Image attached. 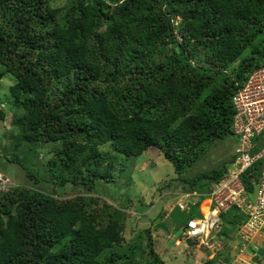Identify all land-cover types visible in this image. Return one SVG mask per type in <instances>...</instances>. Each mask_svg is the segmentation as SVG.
<instances>
[{"label": "trees", "instance_id": "trees-1", "mask_svg": "<svg viewBox=\"0 0 264 264\" xmlns=\"http://www.w3.org/2000/svg\"><path fill=\"white\" fill-rule=\"evenodd\" d=\"M0 63L15 78L0 123L12 109L2 142L17 152L4 156L32 180L0 192V264H118V248L104 251L122 242L125 212L91 195L97 178L114 181L119 155L156 149L179 174L170 213H188L177 202L199 192L188 214L201 215L237 156L232 96L264 66V0H0ZM227 136L226 160L181 176ZM46 144L55 145L42 161ZM260 171L256 161L241 176L251 193ZM68 183L79 191L62 197ZM243 220L231 207L218 236ZM185 224L182 238L196 241L183 237ZM150 251L144 264H167Z\"/></svg>", "mask_w": 264, "mask_h": 264}, {"label": "rangeland", "instance_id": "rangeland-1", "mask_svg": "<svg viewBox=\"0 0 264 264\" xmlns=\"http://www.w3.org/2000/svg\"><path fill=\"white\" fill-rule=\"evenodd\" d=\"M64 1L50 0L52 5H59L64 3ZM179 21V16L174 17L175 24ZM4 71L5 67L0 63V105L2 106L4 102L5 105L2 107L9 108L11 101L9 87L15 82V78L10 72L4 73ZM12 114V109L7 110L4 122L0 123L1 142L4 140L3 130L12 128ZM17 127L14 129L15 131H17ZM257 140V148H264V133ZM4 143L3 141V146L0 143V172L5 174L15 185L25 184L31 186L32 180L25 175L21 167L7 160L4 156L5 154L9 157L12 155L11 153L17 152L8 142H6L7 144ZM54 145L46 144L41 149L42 152H40L39 158L42 161L46 159L48 154L53 153L49 152V150ZM234 146V136H227L223 140H218L217 143L214 142V144L206 148L205 153L197 159L194 166L188 171L182 172L181 176H192L193 174L203 173L212 167L218 166L221 161L228 158V154L233 151ZM105 149H107L106 145L101 147V150ZM115 166L116 168L113 172L114 181H105L102 178H97L98 191L91 194L125 212V222L121 232L123 237L122 242L119 247H113L110 250L104 251L105 254H109L111 250L118 248V264H126L130 258L132 260L138 258V263L144 264L147 260L153 258L155 252L150 251V248L153 246L154 250L160 253L167 264H203L209 258L212 261L211 264L238 263L234 262L235 257L232 258L233 263H231L229 260L230 256L227 255L230 250L232 251L233 246H235V241L237 242V230L232 225L229 226L227 231L229 235L225 236L231 241L227 243L224 249L225 252L219 256L220 259L214 258L211 250L199 243L200 239L187 242L182 238L180 225L186 221L189 214L180 210L170 213L171 207L173 204H176L178 198L176 194L179 191L177 190L176 181L179 174L175 172L172 163L164 159L160 152L149 148L136 157L119 155L118 158H115ZM205 187L198 186L200 191ZM78 191L79 188H74L68 183L64 192H62V197L74 195ZM206 198L208 196L204 197V199ZM159 221L164 222L166 228L162 224L156 227ZM175 226L177 227L175 228ZM237 227L238 225H236ZM149 229L152 233L148 231ZM261 233L263 234L262 240L264 241V229L261 230ZM220 237L222 236L219 235L218 238L220 239ZM220 240L222 242L220 250H222L225 242L222 239ZM247 249L248 247H245L243 251ZM257 255L259 258L264 257L259 253H255V256ZM245 257L248 256L245 255Z\"/></svg>", "mask_w": 264, "mask_h": 264}, {"label": "built area", "instance_id": "built-area-1", "mask_svg": "<svg viewBox=\"0 0 264 264\" xmlns=\"http://www.w3.org/2000/svg\"><path fill=\"white\" fill-rule=\"evenodd\" d=\"M232 104V134L237 138V156L221 179L209 189L208 198L202 200L201 215L189 217L183 230L185 239H200V244L215 253L222 246L218 240L221 214L233 206L239 207L245 215V220L238 224L236 232V245L240 251L264 229V148H257L253 140L264 133V66L256 67L249 73L233 94ZM256 161H260L261 171L257 183L251 180L255 185L251 193L241 176ZM11 186V180L0 172V191H8ZM184 196L187 199L180 198L177 203L185 211L191 207V212L200 194L187 193Z\"/></svg>", "mask_w": 264, "mask_h": 264}, {"label": "crops", "instance_id": "crops-1", "mask_svg": "<svg viewBox=\"0 0 264 264\" xmlns=\"http://www.w3.org/2000/svg\"><path fill=\"white\" fill-rule=\"evenodd\" d=\"M262 236H263V234L261 232L257 233V235L255 237H253V239L247 245L248 249L245 250V251H240L239 250V246H238V244L236 245V241H235V246H233L234 249L232 248V251L230 250V252H228L227 255L230 256V257L232 256L231 258L235 257L234 262H236V263L238 262L237 264H264L263 263L264 259H261V258L255 256V253H258L259 249L263 250V248H264V243H263V240H262ZM223 238L224 237L222 236V240L225 242V245H223V249L219 250L216 253L211 251L212 252V256L214 258L220 259L219 256L222 255L225 252L224 249L227 246V243L231 241L227 237H225L224 239ZM219 241L221 242L220 239H219ZM245 255H247L248 257H245ZM231 263H233V259H232Z\"/></svg>", "mask_w": 264, "mask_h": 264}, {"label": "clouds", "instance_id": "clouds-1", "mask_svg": "<svg viewBox=\"0 0 264 264\" xmlns=\"http://www.w3.org/2000/svg\"><path fill=\"white\" fill-rule=\"evenodd\" d=\"M4 105H5V103L3 102V103H2V106H4ZM1 173H2V172H1ZM4 175H5V174H4ZM11 182H12V181H11ZM12 185H13V183H12ZM0 192H2V191H0ZM203 200H205V199L203 198ZM188 218H189V217H188ZM188 218H187V219H188ZM187 219H186V220H187ZM218 240H219V239H218ZM229 260H230V262H231L232 258L229 257Z\"/></svg>", "mask_w": 264, "mask_h": 264}, {"label": "bare ground", "instance_id": "bare-ground-1", "mask_svg": "<svg viewBox=\"0 0 264 264\" xmlns=\"http://www.w3.org/2000/svg\"><path fill=\"white\" fill-rule=\"evenodd\" d=\"M196 192V191H195Z\"/></svg>", "mask_w": 264, "mask_h": 264}]
</instances>
